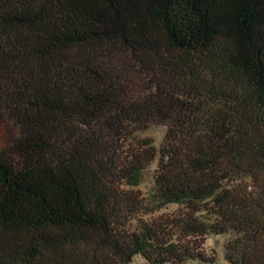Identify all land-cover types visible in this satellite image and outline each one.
I'll return each instance as SVG.
<instances>
[{"label": "trees", "instance_id": "16d2710c", "mask_svg": "<svg viewBox=\"0 0 264 264\" xmlns=\"http://www.w3.org/2000/svg\"><path fill=\"white\" fill-rule=\"evenodd\" d=\"M226 234L264 264V0H0V264H208Z\"/></svg>", "mask_w": 264, "mask_h": 264}, {"label": "rangeland", "instance_id": "374dc122", "mask_svg": "<svg viewBox=\"0 0 264 264\" xmlns=\"http://www.w3.org/2000/svg\"><path fill=\"white\" fill-rule=\"evenodd\" d=\"M167 127L164 125H153L147 131L140 133V137H150L154 140L155 146L159 149L166 134ZM159 160L157 159L152 166L143 173V182L138 189L145 195H149L153 191L155 184V173L158 168ZM177 205H170L163 212H173L177 210ZM233 238L231 234L226 235H209L206 238L205 248L207 253L213 259L212 263L208 264H229L226 259V246L230 239ZM133 264H148L147 261L138 255L134 258ZM186 264H206L197 262H188Z\"/></svg>", "mask_w": 264, "mask_h": 264}]
</instances>
